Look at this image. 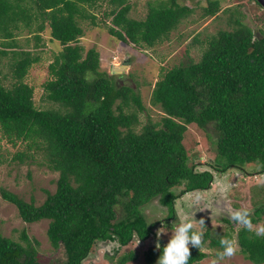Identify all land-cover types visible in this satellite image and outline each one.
<instances>
[{
    "label": "trees",
    "instance_id": "16d2710c",
    "mask_svg": "<svg viewBox=\"0 0 264 264\" xmlns=\"http://www.w3.org/2000/svg\"><path fill=\"white\" fill-rule=\"evenodd\" d=\"M179 1L193 0H155L158 6L149 5L146 17L134 20L128 16L129 0H0V57L9 59L13 80L6 88L0 69V131L13 146L25 143V151L15 153L14 160L33 161L40 154L58 174L54 193L46 192L39 206L4 188L0 197L15 206L22 222H49L47 239L54 250L63 248L62 264H84L98 242L116 243L119 249L134 238L148 240L155 227H167L176 219L179 198L211 189L212 173L196 172L183 145L189 125L195 124L214 146L215 160L209 164L214 171L223 174L255 165L257 175L264 174L263 31L256 34L235 19L231 31L211 37L200 61L163 71L150 99L163 116L139 133L133 129L137 115L125 111L132 104L143 112L140 96L100 70L98 51L84 52L79 45L81 22L98 27L105 25L104 18H111L108 33L122 44L152 48L168 41L193 13ZM101 4L109 11L100 23L93 10ZM218 11L219 3L210 2L203 18ZM46 28L62 48L48 66L43 100L60 110L38 109L33 88L24 83L29 69L40 62L33 51L44 46L41 34ZM23 31L32 36L33 46L27 39V47L20 48L16 37ZM180 187L176 195L174 189ZM155 200L167 216L148 225L142 209ZM250 219L264 228V204ZM207 238L205 233L203 246ZM20 240L0 234V264H39L25 231ZM237 243L245 260L264 264V234L243 227ZM211 244L221 246L216 240ZM164 246L149 248L146 264H157ZM206 257L201 248L190 247L188 264ZM136 259L129 253L117 264Z\"/></svg>",
    "mask_w": 264,
    "mask_h": 264
},
{
    "label": "rangeland",
    "instance_id": "374dc122",
    "mask_svg": "<svg viewBox=\"0 0 264 264\" xmlns=\"http://www.w3.org/2000/svg\"><path fill=\"white\" fill-rule=\"evenodd\" d=\"M214 1L219 3L218 13L213 17L203 18L204 9ZM129 3L132 8L128 16L134 20H143L149 5H159L155 0H129ZM179 4L193 9V13L181 21L168 41L152 48L122 44L111 37L107 30L111 25V18H104L105 25L98 27L91 26L88 21L81 22L84 35L79 39V45L84 48V52L92 48L98 51L100 70L114 76L120 86L133 88L140 96L144 111L138 113L132 104L125 111L127 114L137 115L138 123L133 127L137 133L147 123H156L163 116L160 109L150 103L153 87L163 71L200 61L211 37L220 31H231L235 27L232 22L235 19H240L243 25L256 34L264 32V11L252 0H193L179 1ZM108 11V7L101 4L93 10V14L100 21L104 17L103 13ZM41 38L44 46L33 51L40 57V62L29 69L24 83L33 88V100L38 109L60 110L58 105L43 100V84L49 80L48 66L54 54L62 47L51 40L49 28L41 34ZM27 39L30 40V46H33L34 40L28 32L23 31L17 35L16 41L20 48L26 46ZM8 62L7 57H0V69L6 75L3 80L6 88L13 82ZM183 145L192 158L191 164L196 172L212 173L211 189L187 193L179 198L176 201V219L168 222L167 227H155L148 240L142 242L134 238L128 246L119 249L116 243L98 242L84 264H117L121 257L129 253H133L137 259L127 264H146L147 250L156 247L157 243L160 246L166 245L174 234L175 227L185 219L182 209L187 211L190 207H194L195 212L193 230L200 231L203 235L208 233L201 248L207 257L198 264H252L243 258L237 243V234L244 226L232 221L231 214L233 210H247L252 216L256 208L264 204V174L257 175L258 167L255 165H245L244 170L233 167L223 174L214 171L209 166L215 160L214 146L195 124L187 126ZM24 151L25 143L13 146L2 137L0 131V189L4 188L24 201H32L39 206L45 201L46 192L54 193L58 174L47 168L45 158L40 154L34 156L33 161L26 159L23 163L13 159L15 153ZM182 190L183 187L175 188L174 192L179 195ZM142 213L148 225L162 222L167 216L166 209L156 200L145 206ZM201 219L204 221L203 225L198 222ZM48 224L47 220L32 224L22 222L15 206L0 197V234L21 242V232L25 231L37 249L39 264H62L65 261L64 250L62 247L54 250L50 246L46 234ZM161 227L163 233L158 231ZM260 228L262 223L258 222L248 229L257 234ZM227 236L231 237L236 251L231 257H221L222 247L212 246L211 241H221Z\"/></svg>",
    "mask_w": 264,
    "mask_h": 264
},
{
    "label": "clouds",
    "instance_id": "9594fccd",
    "mask_svg": "<svg viewBox=\"0 0 264 264\" xmlns=\"http://www.w3.org/2000/svg\"><path fill=\"white\" fill-rule=\"evenodd\" d=\"M196 199L198 200L199 197ZM193 209L194 207H190L187 211L182 209V215L185 219L175 227L174 234L171 236L166 246L163 247L157 264H188L190 259V247L197 249L203 247V233L200 231H192L195 222V212ZM188 217L192 219H188ZM231 219L243 225L245 228L252 227L250 213L247 210H233ZM198 222L201 225L204 224L203 219ZM158 231L163 233V228L161 227ZM257 234H264V228L258 229ZM220 243L222 246L221 257H231L236 251L233 241L230 239H222ZM157 246H160L159 243H157L156 247Z\"/></svg>",
    "mask_w": 264,
    "mask_h": 264
},
{
    "label": "water",
    "instance_id": "95a60500",
    "mask_svg": "<svg viewBox=\"0 0 264 264\" xmlns=\"http://www.w3.org/2000/svg\"><path fill=\"white\" fill-rule=\"evenodd\" d=\"M264 10V0H254ZM115 72L112 73L114 75Z\"/></svg>",
    "mask_w": 264,
    "mask_h": 264
}]
</instances>
